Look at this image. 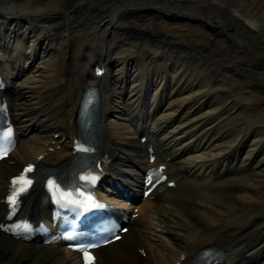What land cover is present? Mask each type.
<instances>
[{"label":"bare ground","instance_id":"bare-ground-1","mask_svg":"<svg viewBox=\"0 0 264 264\" xmlns=\"http://www.w3.org/2000/svg\"><path fill=\"white\" fill-rule=\"evenodd\" d=\"M0 61L25 135L0 165V199L22 165L49 148L53 163L68 156L79 97L103 64L112 176L150 166L144 132L178 190L140 202L99 263L186 264L213 244L222 264H264V0H0ZM0 264L80 259L0 232Z\"/></svg>","mask_w":264,"mask_h":264},{"label":"snow or ice","instance_id":"snow-or-ice-1","mask_svg":"<svg viewBox=\"0 0 264 264\" xmlns=\"http://www.w3.org/2000/svg\"><path fill=\"white\" fill-rule=\"evenodd\" d=\"M29 170H30V169H29ZM26 171H27V170H26ZM151 180H152V177L149 176V177H148V181H149V183H151ZM30 183H31V181H30V180H27V179H26L25 177H23V176L13 181V185H17V184L24 185V184H30ZM49 186H50V188L53 187V183L50 182ZM24 190H25V189H24L23 187H21V188L17 189V190L13 193L12 196L9 197L8 203H9L10 207L13 209V211L15 210V206H16V203H17V201H16V195L18 194V192H20V191H24ZM17 227L19 228L20 226H17ZM22 230H23V231H28L27 226H24V228H23ZM93 246H95V245H93ZM84 255L87 257V264H92L93 258L90 257V256H88V253H87L86 250H84Z\"/></svg>","mask_w":264,"mask_h":264},{"label":"rangeland","instance_id":"rangeland-1","mask_svg":"<svg viewBox=\"0 0 264 264\" xmlns=\"http://www.w3.org/2000/svg\"><path fill=\"white\" fill-rule=\"evenodd\" d=\"M233 178H234V176L231 174V175H228L227 177H225V179L223 180V181H232L233 180Z\"/></svg>","mask_w":264,"mask_h":264}]
</instances>
